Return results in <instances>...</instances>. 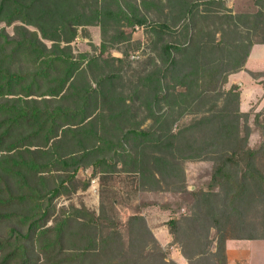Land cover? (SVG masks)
<instances>
[{
  "label": "trees",
  "instance_id": "1",
  "mask_svg": "<svg viewBox=\"0 0 264 264\" xmlns=\"http://www.w3.org/2000/svg\"><path fill=\"white\" fill-rule=\"evenodd\" d=\"M168 1L172 29L182 22L186 25L187 43H172V99H182L184 114L209 97L207 85L219 80L226 83L230 74L244 70L252 47L264 44V0L256 1L254 14L224 17L226 24L246 28L257 38L248 37L247 44L237 40L236 47L246 50L244 57L224 74V60L214 57L218 54V47L211 45L214 41H209L207 51L198 48L197 15L208 18L211 10L201 11L200 6L208 2L222 5L226 0ZM136 8L137 13L129 16L123 6L115 12L100 0H0V26L5 25L0 29V222L14 223L9 236L0 237V264H178L168 259L140 214L126 222L128 242L105 213L97 215L86 207L73 206L53 226L48 223L56 210L53 201L70 192L80 170L93 168L95 174L99 167L115 169L124 166L133 153L134 163L140 154L144 160L150 158L146 148L139 153L124 149L131 136L139 144L154 142L155 152L162 156L199 158L202 155L191 153L203 141L195 136V129L204 125L212 129L207 146L219 155L212 181L226 193L225 207L216 212L210 200L213 195L204 194L206 211L192 220L200 223L192 239L183 241L179 220L169 221L174 244L180 245L189 264H227L228 240L264 239L253 234L226 236L221 228L228 208L246 200L263 207L264 222V140L256 149L248 146L250 132L243 135L242 119L249 115L240 110L237 88L223 95L221 108L214 104L206 111L207 117L179 132L173 130L177 119L172 112L171 135L159 130L157 119L149 130L124 127L130 122L132 107L115 89L119 73L83 80L85 70L71 45L79 28L112 19L143 25L146 19ZM13 25L14 33L9 34L6 27ZM97 61L92 59L91 65ZM193 83L199 85L198 91L192 89ZM176 86L187 90L178 91ZM220 96L217 92L216 102ZM215 108L217 114L209 116ZM262 117L264 112L255 119L264 131ZM168 144H172V153H168ZM202 148L197 149L199 154L207 149ZM58 175H63L60 182ZM212 230L220 234L217 240L211 239ZM214 242L216 251L211 249Z\"/></svg>",
  "mask_w": 264,
  "mask_h": 264
},
{
  "label": "rangeland",
  "instance_id": "2",
  "mask_svg": "<svg viewBox=\"0 0 264 264\" xmlns=\"http://www.w3.org/2000/svg\"><path fill=\"white\" fill-rule=\"evenodd\" d=\"M256 1L226 0L222 5L208 2L200 6L201 11L205 9L211 11L208 18H203L201 13L197 15V29L200 33L198 48L207 51L209 41H214L211 45L218 47V54L215 52L214 57L222 58L226 65L223 74L235 68L237 62L244 57L246 50L236 47L237 40L243 39L247 44L248 37H254L252 40L257 39L246 28L235 29L233 25L226 24L224 17L254 14L257 11ZM168 2L170 1L100 0V4L109 5L115 12L120 5L123 6L129 16H134L138 7L146 23L132 25L127 19L120 23H116L115 19L106 20L105 24L98 22L79 28L78 37L71 44L74 57L82 63V69L85 70L82 76L84 81L96 79L102 74L119 73L115 89L127 98L132 107L128 114L130 122L124 125L126 129L149 130L153 121L157 119L161 127L159 130L172 135V112L177 119L173 130L179 132L196 120L207 117L206 111H210L214 104L221 108L225 99L223 95L233 88L239 90L240 87L234 80H230V77L241 71L232 73L224 84L219 80L207 85L209 97L182 114L184 105L182 99H172V86L175 85L172 82V43L180 45L187 43L186 25L182 22L172 29V4L169 5ZM234 22L238 23V19ZM3 27L4 24L0 29ZM6 29L9 34L14 33V25ZM121 32L125 35L120 34ZM94 58L98 61L91 65ZM112 58L123 61H112ZM249 68L264 69V46L255 48ZM191 87L194 91L200 89L195 83ZM176 88L178 91L187 90L179 86ZM217 92L221 94L218 102L215 99ZM248 96L250 95L246 94L245 103ZM258 104L248 102L249 110L246 113L249 117L242 119L243 135L250 132L248 146L255 149L260 147L264 140V131L255 119L258 113L264 112V109L258 110ZM234 107L235 105H232V108ZM212 114H217L216 108L208 115ZM263 119L262 117L261 120ZM195 132V136L201 137L203 141L196 144L191 154L202 155L199 158H183L179 155L178 158L172 159L170 154L162 156L155 152L154 142L144 141L139 144V139L131 136L124 149H135L139 153L146 148L150 158L144 160V154H140L134 163L136 154L133 153V158L127 157L125 165H119L115 169L99 167L95 174L93 168L80 170L74 186L69 189L70 192L62 193L53 201L56 210L48 225L53 226L57 217L73 206L86 207L97 215L105 213L121 229L124 240L128 242L130 234L125 227L126 222L130 216L140 214L144 216L158 244L168 254V259L178 264H189L188 260L182 257L180 245L174 244L175 236L170 233L169 221L179 220V237L187 242L192 239L200 224L192 220L206 211L203 195H213L210 196L211 204L219 213L225 207L226 198V193L212 181L214 168L219 163L215 160L219 155L212 153L214 148L207 146L212 141L210 133L212 129L204 125L195 129ZM168 145L171 147L168 153H172V144ZM200 147L207 149L199 154L197 149ZM57 177H59L57 182L63 179V175ZM262 210V206L255 207L247 200L236 203L234 207L230 206L228 216L221 221L223 233L226 236L247 234L264 236ZM12 226L14 223L11 221L0 222V237H8ZM219 235L216 230L211 231L212 240H217ZM148 243L153 245L151 240L150 242L148 240ZM234 243L238 247L233 248V264L248 262L264 264V239L236 240ZM215 247L216 242L212 244L211 249L216 251Z\"/></svg>",
  "mask_w": 264,
  "mask_h": 264
},
{
  "label": "crops",
  "instance_id": "3",
  "mask_svg": "<svg viewBox=\"0 0 264 264\" xmlns=\"http://www.w3.org/2000/svg\"><path fill=\"white\" fill-rule=\"evenodd\" d=\"M264 46V44H256L252 47L249 57L246 61L244 70L241 72L234 74L230 77V80H234L240 91V110L241 112H248L249 107H247L248 102H258V110L264 109V69H251L249 68V62L251 61L252 54L256 47ZM256 75V76H253ZM237 80V81H236ZM250 90H249V89ZM254 90V91H252ZM249 91V92H248ZM248 96L247 102L245 103V96ZM236 240H228L226 242V253L228 257L229 264H233V248L238 247ZM231 243V244H230ZM234 243V244H233ZM185 260L186 258L182 256ZM187 261V260H186ZM250 264V262H248Z\"/></svg>",
  "mask_w": 264,
  "mask_h": 264
}]
</instances>
